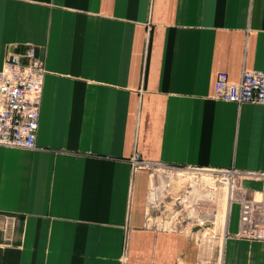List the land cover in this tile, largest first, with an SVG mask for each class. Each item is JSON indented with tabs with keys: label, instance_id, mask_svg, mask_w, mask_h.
<instances>
[{
	"label": "crops",
	"instance_id": "obj_1",
	"mask_svg": "<svg viewBox=\"0 0 264 264\" xmlns=\"http://www.w3.org/2000/svg\"><path fill=\"white\" fill-rule=\"evenodd\" d=\"M30 46L38 146L0 145V264H202L197 233L151 220L160 166L236 169L264 212V104L215 98L264 72V0H0V70ZM222 219L220 264H264L240 203Z\"/></svg>",
	"mask_w": 264,
	"mask_h": 264
},
{
	"label": "built area",
	"instance_id": "obj_2",
	"mask_svg": "<svg viewBox=\"0 0 264 264\" xmlns=\"http://www.w3.org/2000/svg\"><path fill=\"white\" fill-rule=\"evenodd\" d=\"M21 62L12 54L0 70V145L33 149L38 146L41 105L47 70L34 46L28 47ZM215 98L235 102L264 104V72L244 70L239 82H232L226 72L219 74ZM137 166H145L137 157ZM225 183L233 187V201L241 206L240 235L251 239L264 238V212L261 203L247 198L239 188L241 173L236 169L218 171ZM204 225L202 223H198Z\"/></svg>",
	"mask_w": 264,
	"mask_h": 264
},
{
	"label": "rangeland",
	"instance_id": "obj_3",
	"mask_svg": "<svg viewBox=\"0 0 264 264\" xmlns=\"http://www.w3.org/2000/svg\"><path fill=\"white\" fill-rule=\"evenodd\" d=\"M160 171L175 174L170 182L167 181L168 177L162 178L161 188H167V183H170V187L164 192L161 189V197L165 200L163 205L151 211V220L197 233L209 249L202 264H220L222 232L218 224L223 220L228 191V185L221 181L222 175L215 170L176 166H160ZM196 198H200L203 204L201 214L213 216L204 225L198 224L200 221L191 215V205Z\"/></svg>",
	"mask_w": 264,
	"mask_h": 264
},
{
	"label": "bare ground",
	"instance_id": "obj_4",
	"mask_svg": "<svg viewBox=\"0 0 264 264\" xmlns=\"http://www.w3.org/2000/svg\"><path fill=\"white\" fill-rule=\"evenodd\" d=\"M175 173L172 172V171H160V170H156L154 172V176H155V182H154V185H153V202H157L159 201L158 197H157V194L155 193L156 191H160L162 189V192H164L166 189H168L170 187V183H167V188H161L159 182L156 184L157 181H159L158 179H160V177L164 178V177H168L167 178V181H171L172 178L171 176H173ZM203 178V177H202ZM221 181L228 185V191H227V205H230V202H231V198L233 196V187L231 184H228V183H225L222 178H221ZM210 183V182H209ZM212 185V184H211ZM212 187V186H211ZM215 188V187H214ZM201 200H197L194 202L193 205H191L192 209H191V215L195 218H197L200 223L204 224L206 223V221H208L212 216L210 215H202L201 214V211L200 209L203 208V204L200 202ZM227 220L228 218L226 219V222H224V226H225V230L227 231Z\"/></svg>",
	"mask_w": 264,
	"mask_h": 264
}]
</instances>
